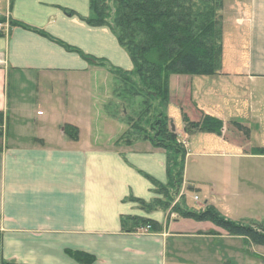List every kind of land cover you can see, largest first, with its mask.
I'll return each instance as SVG.
<instances>
[{
  "label": "crops",
  "instance_id": "crops-1",
  "mask_svg": "<svg viewBox=\"0 0 264 264\" xmlns=\"http://www.w3.org/2000/svg\"><path fill=\"white\" fill-rule=\"evenodd\" d=\"M224 1L222 71L251 86L246 101L239 95L240 86L234 88V117L249 124L250 136L264 139V96L259 91L264 87V0ZM90 2L0 0V23L6 26L0 34V112L10 117L9 129L0 137L1 260L82 264L68 255L72 252L92 257L90 264L239 262L241 238L230 237L211 223L175 218L178 215L170 210L149 213L130 200L149 204L162 198L151 180L168 185V154L148 140H127L126 124L114 115L98 117L91 112L88 119L80 118L71 101L75 110H65L67 120L58 122L76 126L77 139L62 130L52 135L47 131L55 121L46 109L52 104L46 85L68 87L65 77L77 82L94 75L105 69L100 62L134 71L130 56L109 28L83 21L90 16ZM87 90L85 95L92 96ZM193 95L197 99L204 94L195 89L191 100ZM15 98L20 101L13 103ZM30 101L38 104L36 115L43 120L30 117ZM194 102L200 114L208 115L204 105ZM15 113L23 115L16 132L11 127ZM31 124L36 128L20 129ZM176 133L188 144L189 135ZM195 133L192 136H199ZM184 186L200 202L196 191L205 185L190 176L187 163ZM211 202L206 200L194 211ZM127 217L152 220L157 231L126 232L122 219Z\"/></svg>",
  "mask_w": 264,
  "mask_h": 264
},
{
  "label": "rangeland",
  "instance_id": "rangeland-1",
  "mask_svg": "<svg viewBox=\"0 0 264 264\" xmlns=\"http://www.w3.org/2000/svg\"><path fill=\"white\" fill-rule=\"evenodd\" d=\"M200 2L203 1L193 0L195 4ZM109 6L112 9L111 12L115 13L116 7L113 0L110 1ZM224 8L225 1L223 0ZM220 14L222 16V13ZM222 19L224 20L223 16ZM224 44L225 40L223 35V55ZM229 45L228 42L227 46ZM227 56V60H229V53ZM110 70L105 68L101 71H95L94 75H87L85 78L76 80L77 82H72L69 77L61 78L65 82L64 84L69 85L68 87L64 85L65 87L63 89L54 83H52L55 85L54 87L46 85L48 90H45L46 94L48 92L52 93L48 97V99L52 100V104L49 106L46 105V109H50L53 115V121H57V123L65 122L67 118L63 116L64 112L67 109L71 111L75 110L70 105L71 101H74V104H76L75 107L78 106L77 113L80 118L91 112H94L95 116L98 117H102L103 114L114 115L118 121L126 124V131L128 133L127 140L133 137L144 139L146 135L150 136L153 134L150 129V124L154 116H156L155 106L170 118L172 121L171 124L175 127L176 131L183 133L185 132L183 114H186L195 123L199 122L206 115L204 113L200 114L197 105L194 104V100H196L199 105H204L208 109L207 114L209 116L216 117L224 123V130L222 136L200 132L195 133L199 134V136H192L194 133L187 134L190 136L188 140L186 139L188 144L179 137L180 141H184V146L188 152L186 163L190 176L193 179L201 181L205 187H202L200 191H196L200 199V202L196 203L193 200L194 191H189L183 182L180 192L173 203H171L170 213L172 209L178 206L194 211L198 206L203 205L208 200L209 202L212 201V205L206 206L205 209L214 207L217 212L232 222L246 226L253 224L264 225V158H262L264 157V153H260L261 150H264V139L258 138L257 136H250L249 124L235 119V111L233 110L231 101L232 94L235 93L234 88L237 85L240 86L239 95L243 97L244 101H246L247 96L250 94L251 86L248 88L245 85L246 83L236 82L235 79L228 75V72L225 71V73L222 71V67L215 76L210 77L172 76L170 77L169 84L171 87L170 103L164 110L158 102L148 101V106H145L144 103L147 99L143 96L136 95V92L139 90H131L134 84L130 86L128 84L129 81L131 83L135 82L141 90L143 89L142 81L138 76L127 74L128 77L125 80L123 75H116ZM57 84H60V82L57 81ZM195 89L199 94L204 95H197V99L193 95V100H191V93H194ZM86 90L88 91L87 94L92 93L94 100L92 96L88 97L85 95ZM38 91L41 92V90ZM259 91L264 96V87H261ZM13 92L14 90L11 89L10 94ZM18 101L20 100L15 98L13 103H18ZM30 102L31 104L28 105L31 106L30 117L38 119L36 115L38 104H33L32 101ZM20 108L18 106L17 109L21 111L22 108ZM0 113H3L5 118H7L6 124L0 126V131L5 133L9 129L10 117H7L5 112ZM59 115L62 116L61 120H57L59 119ZM13 117L11 127L13 126L16 132V130H19L17 128L20 126L23 115L15 113ZM84 119H88V116L84 117ZM38 120L43 119L39 118ZM82 121L86 124V120ZM55 122L47 128V131L51 135L54 132H61V130L65 132L67 125L73 126L59 123V126L54 127ZM73 127L77 128L76 126ZM35 128L36 126L31 124L27 128L22 127L20 129H26L25 131H28ZM98 130L100 129L98 128ZM139 130L140 133L138 132ZM181 136L183 137V134ZM253 155L261 157H252ZM252 164L255 166L252 167ZM161 200L163 199L161 198ZM163 202L164 204H168L164 200ZM154 210L158 211L160 208H154L151 211L154 212ZM175 218L181 217L176 216ZM238 243L244 249L241 250L238 244L240 248L238 253L241 255L240 260L239 262L236 261L231 264H264V247L253 245L242 239H239ZM241 259L244 260L243 263H241Z\"/></svg>",
  "mask_w": 264,
  "mask_h": 264
},
{
  "label": "trees",
  "instance_id": "trees-1",
  "mask_svg": "<svg viewBox=\"0 0 264 264\" xmlns=\"http://www.w3.org/2000/svg\"><path fill=\"white\" fill-rule=\"evenodd\" d=\"M110 1L91 0L90 16L83 21L92 27H107L115 34L119 44L130 56L134 71L124 72L110 67L105 62H98V65L112 69L110 71L116 75H123L125 80L127 74L138 76L143 84L142 90L135 82L129 81L128 84H134L131 90H139L136 95L147 99L145 106H148L150 101L158 102L164 110L168 107L170 77H210L215 76L222 67L224 34L220 13L223 11V0H200L203 2L198 4L193 3V0H113L115 13L111 12ZM158 109L155 106L156 116L150 124L153 134L146 135L144 139L168 154V185L163 186L151 180L157 194L168 204H164L161 199L149 204L130 199L149 213L154 208L165 212L171 208V203L183 186L188 155L186 147L179 142L178 134L172 131V121ZM182 116L186 134L200 132L222 136L224 123L220 119L204 115L195 123L186 114ZM6 121L7 118L0 113V126L6 124ZM66 129L64 133L76 140L78 129L68 125ZM138 132L140 133V130ZM3 136L4 132L0 131V137ZM260 153L263 154L264 150ZM172 212L183 219L211 223L230 237H238L253 245L264 247L262 224L246 226L232 222L214 207L191 211L178 206L172 209ZM122 226L126 232H137L147 227L154 232L158 228L156 222L138 217L123 218ZM1 243L0 235V249ZM68 255L82 264L94 261L92 257L79 253L68 252ZM0 264L15 263L3 262L0 256Z\"/></svg>",
  "mask_w": 264,
  "mask_h": 264
},
{
  "label": "built area",
  "instance_id": "built-area-1",
  "mask_svg": "<svg viewBox=\"0 0 264 264\" xmlns=\"http://www.w3.org/2000/svg\"><path fill=\"white\" fill-rule=\"evenodd\" d=\"M6 30V26L3 24V23H0V34L4 33ZM196 201L198 200V198L196 197L195 198ZM142 233H145V234H148V233H151V229L149 227L145 228V229H142L140 230Z\"/></svg>",
  "mask_w": 264,
  "mask_h": 264
},
{
  "label": "water",
  "instance_id": "water-1",
  "mask_svg": "<svg viewBox=\"0 0 264 264\" xmlns=\"http://www.w3.org/2000/svg\"><path fill=\"white\" fill-rule=\"evenodd\" d=\"M172 131L173 132H175L176 131V129H175V127L174 126H172ZM192 189V188H191Z\"/></svg>",
  "mask_w": 264,
  "mask_h": 264
}]
</instances>
